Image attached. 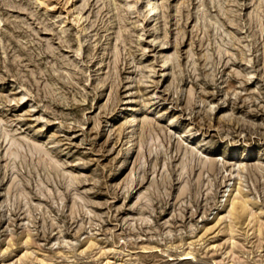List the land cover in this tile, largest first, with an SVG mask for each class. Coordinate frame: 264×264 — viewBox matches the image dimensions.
<instances>
[{
  "label": "rangeland",
  "instance_id": "obj_1",
  "mask_svg": "<svg viewBox=\"0 0 264 264\" xmlns=\"http://www.w3.org/2000/svg\"><path fill=\"white\" fill-rule=\"evenodd\" d=\"M126 1L0 0V264H264V0Z\"/></svg>",
  "mask_w": 264,
  "mask_h": 264
},
{
  "label": "bare ground",
  "instance_id": "obj_2",
  "mask_svg": "<svg viewBox=\"0 0 264 264\" xmlns=\"http://www.w3.org/2000/svg\"><path fill=\"white\" fill-rule=\"evenodd\" d=\"M137 2V1H136ZM144 7L146 8V12L145 13H147L146 15H149V17H153V16H156L157 14H158V11H159V8H160V2H159V0H144ZM126 7H127V9H128V11L129 12H131V13H136L137 15H139V13H138V11H137V7L135 6V4L133 3V1H131V0H127L126 1ZM160 12V11H159ZM148 18V17H147ZM78 19L79 20H81L82 19V17L79 15V17H78ZM78 21V20H77ZM144 21V20H143ZM147 24V23H146ZM149 24V23H148ZM144 26V25H143ZM82 50V46L79 44V48H78V51H81ZM169 62H170V60H169V58L168 57H166V58H164V60H163V66L165 67V68H167L168 66H169ZM167 70V69H166ZM135 129V128H134ZM133 133V135H134V131L132 132ZM11 140V139H10ZM13 142V141H12ZM10 145H11V143H10ZM12 145H14V144H12ZM237 152V151H236ZM125 154V153H124ZM128 154V153H127ZM245 155V154H244ZM125 156V155H124ZM123 164V163H122ZM128 166V165H127ZM229 185V184H228ZM229 189H231V188H229ZM240 190V188L239 187H235L234 188V190H233V192H232V195H233V193L234 192H238ZM227 191H228V189H227ZM226 191V192H227ZM230 191V190H229ZM232 191V190H231ZM225 197V196H224ZM223 197V198H224ZM231 197V196H230ZM248 200H244V199H242L241 197H232V198H229V199H227L226 200V203H228V206L230 205V208H231V212H232V214H236L237 212L239 213V215L240 214H249V212H250V209H249V205H248ZM225 203V204H226ZM250 207H251V205H250ZM239 218V217H238ZM215 220H217V219H215ZM256 221V220H255ZM229 226H227V228H228ZM234 229V228H233ZM226 230H228V229H226ZM232 231V230H231ZM187 255V257H190V255H192V253H187L186 254ZM194 256V255H193ZM191 258V257H190Z\"/></svg>",
  "mask_w": 264,
  "mask_h": 264
}]
</instances>
